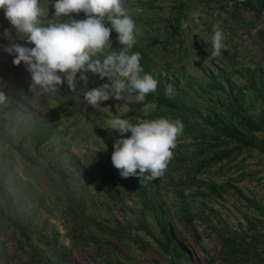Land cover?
Segmentation results:
<instances>
[{
    "label": "rangeland",
    "instance_id": "obj_1",
    "mask_svg": "<svg viewBox=\"0 0 264 264\" xmlns=\"http://www.w3.org/2000/svg\"><path fill=\"white\" fill-rule=\"evenodd\" d=\"M125 7L139 29L130 51L158 81L156 92L188 116H159L134 95L119 111L124 102L114 99L93 107L83 93L106 79L92 75L76 91L64 82L40 94L23 62L15 66L0 48L7 97L0 104V264H264V150L237 149L198 174L192 157L200 130L208 140L212 125L240 130L243 117L264 124V11L256 0H125ZM48 9L51 19V3ZM193 12L201 13L199 24ZM214 25L229 38L209 59ZM4 29L16 35L0 9ZM116 36L113 30L106 53L121 49ZM116 117L183 122L162 177L121 178L111 162L120 137L107 128ZM248 136L264 143V133Z\"/></svg>",
    "mask_w": 264,
    "mask_h": 264
},
{
    "label": "clouds",
    "instance_id": "obj_2",
    "mask_svg": "<svg viewBox=\"0 0 264 264\" xmlns=\"http://www.w3.org/2000/svg\"><path fill=\"white\" fill-rule=\"evenodd\" d=\"M49 3L54 9L51 19H48ZM48 4L42 0H0V9L16 30L13 36L4 29L0 35L8 44L0 48L13 56L15 66L23 62L31 76L30 89L51 94L66 82L76 91L79 85L88 84L90 75L96 76L106 82L87 88L83 93L85 101L93 107L110 99L123 101L115 105L117 111L133 95L135 101L143 103L148 94L156 92L158 81L144 72L140 53L130 51L137 42L139 29L125 7V0H48ZM81 12L84 19L72 18L71 14ZM191 16L196 24L200 23V12ZM180 27L187 30L189 23L182 22ZM113 30L122 47L106 53L112 49ZM228 38L219 25L213 26L209 59L219 57L222 49H227ZM172 93L173 86L169 84L165 94L170 97ZM6 102L5 93L0 91V104ZM143 107L148 110L154 105ZM107 128L120 137L113 144L111 162L121 178L138 177L150 182L165 174L184 124L180 119L164 117L140 119L134 124L116 117L108 121ZM128 133L130 136L125 135Z\"/></svg>",
    "mask_w": 264,
    "mask_h": 264
},
{
    "label": "trees",
    "instance_id": "obj_3",
    "mask_svg": "<svg viewBox=\"0 0 264 264\" xmlns=\"http://www.w3.org/2000/svg\"><path fill=\"white\" fill-rule=\"evenodd\" d=\"M256 7L259 10L264 11V0H256ZM145 99L151 102V104L156 105L157 109L159 110L157 115L159 116L169 113L177 115L180 118H185L188 116V110H185L183 107L168 101L163 96L161 90H158L155 94H148ZM239 126L241 128L240 130L212 125V128H210L211 137L208 140L204 138L206 133L202 130L199 131L197 137L194 139L195 143L197 144L196 147H199L198 150L200 151H195L192 156L193 158L195 156L199 157V160L195 165V174L205 171L207 168H210L213 165L228 159L237 149L257 148L264 150V143L257 144L252 138L248 136V133H264V124L253 119L243 117ZM186 127L187 132L189 133L196 129L190 125ZM185 161H188V158H185ZM161 232L167 241L172 242L170 235L166 232L164 227L161 228Z\"/></svg>",
    "mask_w": 264,
    "mask_h": 264
}]
</instances>
